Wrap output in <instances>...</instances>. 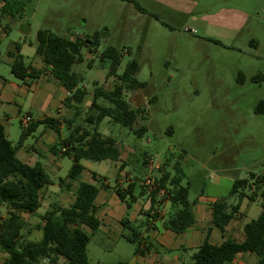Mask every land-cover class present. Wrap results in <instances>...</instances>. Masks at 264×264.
I'll use <instances>...</instances> for the list:
<instances>
[{
	"label": "rangeland",
	"instance_id": "1",
	"mask_svg": "<svg viewBox=\"0 0 264 264\" xmlns=\"http://www.w3.org/2000/svg\"><path fill=\"white\" fill-rule=\"evenodd\" d=\"M172 1L176 0H133L145 11L140 13L133 3L120 0H23L18 15L1 18L9 27L2 52L10 41H25L21 54L26 64L35 55L28 43L36 42L38 30L66 38L104 32L99 36L98 48H82L83 61L72 66L82 80L79 88L87 92V97L96 87L112 90L119 84L118 76L125 65L136 61L134 78L144 85L133 90L124 87L121 99L131 109H145V119L135 125L145 127L144 135L137 138L109 118L100 123L98 132L112 138L121 150L116 166L125 171L119 178H141L135 183L141 182L145 187L146 195L141 198L145 210L149 207L147 195L155 186H145L144 177L149 175L155 181L161 169L173 175L175 163L184 174L180 185L188 186L189 202L202 191L225 197L235 179L264 172V114L254 112L257 103L264 100V0H177L183 12L169 5ZM229 10L238 13L229 16ZM107 47L120 53V64L114 70L110 60L101 57ZM88 62H92L91 67ZM89 99L72 117V127L79 125L90 130L91 126L83 122ZM98 103L109 105L103 99ZM65 126L62 137L70 132ZM20 131L19 123L14 122L8 136L13 145L17 144ZM32 135L24 140V145L34 143ZM143 154L147 165L152 166L150 172L147 165L142 167ZM56 162L55 173L47 170L52 188H58L59 179H66L72 165L67 156H58ZM81 164L86 170L78 181H90L89 173L94 172L114 184L110 173H115V167L110 161ZM139 192L136 184L133 194L138 196ZM46 199L59 204L62 201L67 207L73 201V193L66 191L62 200L57 196ZM236 202V196L227 199L228 204ZM168 209L169 203L164 199L157 206V213L163 212L165 217ZM43 210L41 206L39 212ZM240 211L242 224L255 219L261 211L260 198L242 200ZM159 215L160 227L163 217ZM139 219L145 221L146 217ZM85 229L89 234V264L130 263L134 244L122 237L110 238L99 230ZM122 231L123 235L129 234L128 230ZM35 238L37 234L29 236ZM192 252L182 253L189 256L187 263L191 262Z\"/></svg>",
	"mask_w": 264,
	"mask_h": 264
},
{
	"label": "trees",
	"instance_id": "2",
	"mask_svg": "<svg viewBox=\"0 0 264 264\" xmlns=\"http://www.w3.org/2000/svg\"><path fill=\"white\" fill-rule=\"evenodd\" d=\"M22 1L0 0L2 3L0 19L14 18L18 15L22 10ZM120 1L133 3V0ZM133 4L136 10L145 13L135 3ZM153 17L158 20L157 16ZM100 34L104 35V32L72 40L48 30L36 32L35 54L40 57L44 70L48 71L50 76L68 92L69 96L65 99L64 105L75 107L74 115H78L80 107L90 98L83 119L86 125L91 126L90 130L79 125L72 127L73 122L66 120V129L70 132L52 149V152L63 149L60 151L61 155L72 159L66 177L68 179L65 184L66 191L70 190L71 182L75 181L82 172L81 161L119 162L121 160V150L115 141L98 132V127L105 118L128 129L137 138H141L145 133L144 126L135 127L138 121L145 119V109H131L121 99L124 87L133 90L144 85L134 78L138 70L135 60L125 65L123 72L118 76L119 84L112 90L104 91L96 87L87 97V92L79 88L82 80L72 71V66L83 61L82 48H98ZM210 41L222 45L219 41ZM19 50L20 44L16 43L10 71L15 78L23 80L30 66L24 64ZM101 57L110 60L112 70L120 64V53L113 47L105 48ZM91 65L92 62H88L87 66L91 67ZM29 77L33 78V75L29 74ZM239 79L241 80L240 74ZM100 99L107 101L109 105H100L98 103ZM254 112L258 115L264 114V100L257 103ZM42 124L53 127L58 125V122L54 119H46L30 124L27 128H21L16 145L7 139L4 127L0 125V207L6 210L5 217H0V251L7 255L5 264H41L42 260H46L47 264H58L60 259L64 261L63 264H89L86 256L89 234L84 228L94 232L100 226L99 220L95 217L94 200L99 191L95 185L79 183L74 190V200L70 206L62 208L53 204L49 210L39 216L40 223L34 229L41 231L40 240L31 241L24 237L27 225L22 214H34L40 208V191L50 185L51 180L40 163L32 166L22 163L16 157V151L38 125ZM146 157V154L142 155L143 168L147 164ZM173 170V175L165 169L158 170L161 175L154 181V190L147 195L149 207L140 214V217H146L145 221L139 219L140 223L137 226L127 218L120 222L122 230L129 231V234L122 235V238L135 245L134 255L141 252L140 228L147 230V225L158 217L157 206L160 201L166 199L169 203L167 215L160 222L163 230L182 234L194 223L192 212L194 201H188V186L180 185L184 174L178 163L173 165ZM59 184H64V180L60 179ZM136 184L138 183L132 182L125 188H115L116 196L127 209L137 199L146 195L142 184H139L138 196L133 194ZM244 190H247L248 194L244 193ZM232 196L237 197V202L228 204L227 199ZM255 198L261 200V211L255 219L243 225L244 240L236 242L225 239L221 244L213 245L205 238L193 250L190 264H232L234 257L242 253L254 254L257 257L255 264H264V172L260 175L250 174L248 179H235L228 194L216 199L212 204L211 225L223 232L238 212L241 201L243 199L254 201ZM144 249L146 250L147 246Z\"/></svg>",
	"mask_w": 264,
	"mask_h": 264
},
{
	"label": "crops",
	"instance_id": "3",
	"mask_svg": "<svg viewBox=\"0 0 264 264\" xmlns=\"http://www.w3.org/2000/svg\"><path fill=\"white\" fill-rule=\"evenodd\" d=\"M164 1L165 3L169 2V0ZM179 2L181 1L179 0ZM179 2H177V0L175 2L172 1L169 5L173 6L176 11L183 12L181 7L182 2ZM1 4L2 3H0V6ZM227 13L229 16H236L234 13L238 12L229 10ZM240 16L242 18L241 21H243L245 17L242 13ZM232 28H235V24ZM8 31V25L3 23L2 19H0V125L4 127L8 139L13 123L17 121L20 128H24L21 125V121L26 116L30 118L28 126L33 123L42 122L46 119L56 120L58 125L53 126L54 128L49 124L38 125V127L30 134H36L35 136L32 135L34 143L32 145H24L22 143V146L16 151V157L22 163L30 166L40 163L46 173L47 170L55 173L58 170L56 160L58 156L63 157L60 152L63 151V149L54 152H52V149L64 138L61 136V131L66 127V120L72 122L75 121L72 119L75 113V107H66L64 105L65 99L69 96L68 92L57 80L50 76L48 71L44 70L43 63L39 56L35 54L29 64L24 62V57L21 54V51L23 50L25 41H10L5 52H2L1 47L8 36ZM16 43L20 44L19 54L23 57L24 64L29 65L30 70H33L32 72L28 70L26 73L27 76L23 80L15 78L10 71ZM28 44L35 50V43L29 42ZM29 74H32L33 78L29 77ZM69 158L71 159V157ZM116 163L117 162H111L115 167V173H110V178L114 181L113 185H110L106 177L94 172L89 173L90 181H78L81 174L86 170L81 164L83 167L82 172L75 181L71 182V188L68 191L73 193L74 200V190L79 183H89L95 186L96 184L99 185V191L94 200L96 208L95 217L100 222V226L97 230H99L104 236L110 238L122 237L123 231L120 224L122 219L127 218L131 223H140L138 219L140 218L141 211L145 210L144 207L142 209V197L137 199L131 207L127 209L125 204L120 202L116 196V187L125 188L128 184L132 182L135 183V179L137 181L141 180V178L138 180L135 176L134 180L127 179L126 181H122L119 177L122 176V173H124L125 170H121L120 167L116 166ZM165 171L168 172L167 170ZM63 180L64 184L62 185L58 182V188L50 187V185H53L51 182L50 185L45 186L40 191L41 206L44 208L43 212H39V208L34 214H22L27 225L24 231L26 239L37 241V239L40 238V235L42 237L41 231L35 230L34 227L40 223L39 216L49 210L53 204L66 208V205L62 204V201H60L59 204L46 199L51 196H57L62 200L63 193H66L65 184L68 179L66 178ZM137 183L141 184V182ZM218 198H220V196L216 194L209 195L202 191L194 200L192 206L194 223L182 234H175L172 231L160 228L158 223L159 218L157 217L153 222L147 225V230L144 228L141 229V252L135 254L130 263L123 264H190L187 263V258L189 259V256L184 257L182 256V253L193 251L205 238H207L213 245H219L225 239L242 242L245 238L244 233L242 234V228L245 223L242 224L240 222L242 216L240 207L238 212L235 213V217L228 223V225H226L223 232L212 227L211 206ZM2 208L3 210L0 212V217L4 218L6 210L4 207ZM160 213L159 216L165 218L164 213ZM84 230L87 231L85 228ZM32 233L37 234V238L29 239V236ZM146 246L147 249L145 250L144 247ZM6 259L7 255L0 251V264H5ZM256 260L257 257L254 254L242 253L237 254L234 257L232 264H255ZM63 263L64 261L62 259L58 261V264ZM120 263L121 262L117 264ZM41 264H47L46 260H42Z\"/></svg>",
	"mask_w": 264,
	"mask_h": 264
},
{
	"label": "built area",
	"instance_id": "4",
	"mask_svg": "<svg viewBox=\"0 0 264 264\" xmlns=\"http://www.w3.org/2000/svg\"><path fill=\"white\" fill-rule=\"evenodd\" d=\"M76 38H81V37H79V36H75V37H71L70 39H72V40H74V39H76ZM29 121H30V118L28 117V116H26L25 118H23V120L21 121V125L24 127V128H27V126H28V123H29ZM147 165V164H146ZM147 171H151V169H152V166L150 165V164H148L147 165ZM144 185L145 186H147V187H154V181H153V179L149 176V175H147V176H145L144 177Z\"/></svg>",
	"mask_w": 264,
	"mask_h": 264
}]
</instances>
